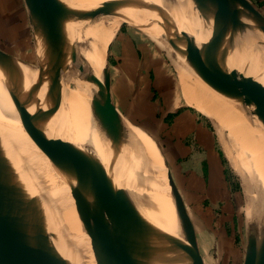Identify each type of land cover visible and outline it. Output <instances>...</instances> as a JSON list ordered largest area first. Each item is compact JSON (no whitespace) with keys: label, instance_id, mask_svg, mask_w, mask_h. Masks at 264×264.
Segmentation results:
<instances>
[{"label":"bare ground","instance_id":"bare-ground-1","mask_svg":"<svg viewBox=\"0 0 264 264\" xmlns=\"http://www.w3.org/2000/svg\"><path fill=\"white\" fill-rule=\"evenodd\" d=\"M49 1L55 4L52 11H50L51 15L55 16L53 11L56 7L62 9L65 13H78L79 15L80 13L83 14L91 11L90 6L95 8L96 3L99 4L108 0H88L89 2L85 0ZM139 9L144 12H162L178 22H186L203 29L210 37H215L216 32L219 30L233 34L254 33L264 36V31L260 29L263 23L256 18V13L245 0H143L139 5ZM42 14H44L43 11ZM111 16L114 21L121 23L119 19L115 18L114 13H111ZM48 17L46 18L47 20L49 19ZM80 26L78 28H81ZM109 33H106V36L109 35L107 36V38L109 37L108 41L105 40L103 46L97 49L98 53L102 56L107 51L108 43L112 41V36L114 35ZM38 40L44 44L46 39L39 37ZM165 52L173 68L177 71V77L184 93L197 107L223 123L227 120V116L231 117L232 112L235 113L237 110V116L240 115L238 114L240 110L243 117L245 113L250 115L249 119L253 120L251 125L245 122V118H243L245 121H241L240 115L241 119L239 118V121L242 122H240L242 125L236 126V129L233 130L247 135L250 150L256 147L263 149L261 150L262 153L257 155V160H260L264 165V134L261 135V131L258 132L260 121L262 120V116H264L262 103L260 104L262 100L264 103V96L260 94L258 89L255 87L262 98L260 101V98L256 94H249V89L247 92L244 91L242 93L237 88V83H234L232 77L222 70L205 72V75L200 77V82L195 79H199L197 76L200 73L196 74L193 71L194 68L198 69L199 67L190 65L187 61H184L170 51L166 50ZM105 63L106 61L104 60L97 75L101 74L103 67L105 69ZM43 70V68L18 61L14 69L11 71L3 70V73L5 72L26 86H41L42 89L49 87L46 79L59 82L52 75L44 73ZM246 79L248 78L246 77ZM220 81L221 83L219 84ZM248 81L250 80L248 79ZM250 83L252 84L251 81ZM62 86L65 89L63 96L53 93L52 99L30 105L18 99L0 81V179L9 187L10 192L16 198L18 207L24 211L23 226L31 231L40 233L46 231L57 232L58 225L61 223L66 222L70 224L71 216L77 213L72 210L69 211L68 215L65 214L62 217L58 201L61 200L70 206H76L70 202L69 197L78 195L80 190L86 185L85 182H81L72 190V184H64L62 178L58 177L57 172H60L58 169L54 172L57 178L52 176L51 173L47 174L43 179H46L49 183L46 186H41L42 171L62 161L50 159L48 163L43 165V169H41L39 158L34 148L50 142L44 133L57 137L73 145L76 149L79 143L86 146L104 169L99 182L103 189H111L115 186L117 188L128 189L139 195H150L151 187L154 183L142 184L140 180H143L147 175L155 178H159L161 175L157 170L155 161L157 160L158 164L162 166V159L154 139L146 131L128 120L105 101V105H108L107 107L112 112L123 134V140L120 139L106 121L105 112L99 104L97 96L93 95L94 90L90 95L78 90H71L63 82ZM250 95H252L251 101L248 100L251 97ZM248 101L252 105L247 104L250 109L246 111L244 109L246 104L245 106L243 104L244 102L248 103ZM253 103H255L254 108H252ZM256 104L258 109L255 108ZM225 115L226 119L224 118ZM237 116L235 117L236 122H238ZM233 118H229L228 122L233 121L231 124L236 123ZM253 126L255 132L252 130ZM231 132L234 134L232 130ZM256 142L257 145L260 144L255 147ZM56 147L58 146L56 145ZM58 148L67 154L55 156L62 159H70L73 167L72 174L76 175L80 171L86 177L88 186L86 192L89 198L87 204L91 203L94 199L89 193L90 177L88 171L90 166L88 161L78 155H74L70 151ZM251 152L253 151L251 150ZM57 183H62V185L52 186L53 184L57 185ZM44 196L47 199V203L40 205V199ZM155 200L157 203L156 215L159 217L165 216L159 199L156 198ZM250 200L252 201V199ZM50 205H54L58 209V221L56 227L45 230L42 218L46 217L53 210L50 208ZM113 211L114 209L111 208L108 210V213H112ZM259 211L255 210V217L250 212L249 217L251 216L255 223L258 258H261L264 254V206L260 215ZM99 219H102V217ZM78 223L75 221V225L73 226L76 229L75 232L81 243L84 244V248L91 255L93 251L91 239L84 231L81 221V224ZM116 225V234L128 240L142 254L148 264H160V262L167 261V248L161 243L160 237L148 225L133 219L128 213L116 217ZM161 225L167 230H176L175 217L171 207ZM111 228L115 232V219L111 223ZM95 248L102 252L107 250V247L102 243L96 244Z\"/></svg>","mask_w":264,"mask_h":264},{"label":"water","instance_id":"water-1","mask_svg":"<svg viewBox=\"0 0 264 264\" xmlns=\"http://www.w3.org/2000/svg\"><path fill=\"white\" fill-rule=\"evenodd\" d=\"M245 1L256 13V18L263 23L260 29L264 31V15L249 0ZM142 2L143 0H108L99 5L114 13L122 25L140 30L160 48L172 52L190 65L205 72L222 70L229 76L240 73V76L247 77L264 96V36L219 30L215 37H210L203 29L186 22H178L162 12L140 10L139 5ZM109 50L110 46L108 52ZM61 59L55 71L59 82L46 79L49 87L42 89L41 86H26L3 73V70L14 69L18 60L0 49V81L18 99L30 105L52 99L53 93L63 96L65 89L58 72ZM103 77L104 67L101 74L95 76L93 95L97 96L106 121L123 140L119 124L105 105L106 101L112 106L104 95ZM44 135L51 143L86 159L89 163V193L94 200L82 206H70L61 200L58 203L62 217L72 210L79 216L84 231L91 239L92 254L84 248L75 227L66 222L58 225L57 232L40 233L25 228L22 224L24 211L18 207L9 187L0 179V264H90L91 261L94 264H148L128 240L118 236L111 228L112 221L126 213L148 225L160 237L161 243L167 248V261L160 264H200L194 223L174 181L169 163L155 140L162 166L157 160L155 163L161 175L159 178L147 175L140 180L142 184L154 185L150 195H139L115 186L103 189L99 182L104 169L86 146L79 143L76 149L48 133ZM51 175L57 178L54 172ZM156 198L159 199L165 216L171 207L175 217V231L162 227L165 216L156 215ZM111 208L114 211L108 213ZM98 243L104 244L107 250L98 251L95 248ZM243 264H264V254L258 258L257 233L251 216L248 217V244Z\"/></svg>","mask_w":264,"mask_h":264},{"label":"rangeland","instance_id":"rangeland-1","mask_svg":"<svg viewBox=\"0 0 264 264\" xmlns=\"http://www.w3.org/2000/svg\"><path fill=\"white\" fill-rule=\"evenodd\" d=\"M85 1L89 2L88 0ZM249 1L256 5L253 0ZM54 6L55 4L49 0H23L22 9L27 17L31 33L29 47L26 50L14 51L10 44H1L0 46L18 61L43 68L44 73L52 75L56 80H58L55 75L57 63L60 58H66L71 67V80L62 81L63 84L71 90H78L91 95L95 76L102 62L107 58L108 48L112 41H109L104 56L99 54L97 49L103 46L105 40L108 41L109 37L107 38V36L109 35L106 36V33L110 31L113 35L117 30L116 37L118 32L123 31L128 26L114 21L111 13L103 9L98 3H96L95 8L89 7L91 11L83 14L80 13L81 15H78V13H65L62 9L56 7L55 12L53 11L55 16H53L50 11H52ZM41 10L44 14H42ZM47 16H49L48 20L46 19ZM76 24L82 25L80 26L81 28H78L79 26ZM39 37L46 39L44 44L38 40ZM113 37L114 35L112 39ZM159 49L162 51L161 53L165 59L167 74L172 75L174 79V82L169 81L168 89H172L173 84L174 90L179 91L182 86L177 77V71L173 68L167 53L161 48ZM193 71L196 74L200 73L199 76L196 75L199 79L195 78L198 81H200L201 76L205 75V71L200 68H194ZM230 77H232L234 83H237L236 86L242 93L244 91L247 92L249 89V94H256L260 98H258L259 101L262 100L256 88L245 76H240V73H238ZM173 92L171 91L170 93L172 97L174 96ZM184 95L187 98L185 99L184 97V99L190 105H187L188 103L183 104L182 113L188 111L189 115L184 118L182 124L179 123L183 128L179 134L181 137L178 138L172 133V124H174L172 116H168L167 118L166 130L160 132L159 129L155 128L151 133H147L158 143L163 151L169 163L174 181L184 198L188 213L196 229L200 264H243L248 244V217L250 212L255 217V210H260V213L258 212L260 215L264 206V165L260 160H257V155H260L263 149L256 147L260 144L257 145L256 142L254 146L257 149L255 147V149L251 148L253 151L251 152L249 142H247V135H243V133H239L233 129H236L238 125L240 126L241 121H245L243 118L250 125L253 120H250V115L246 113L245 115L248 116H242L240 112L241 107L238 114L241 115L242 120L239 121L241 119L240 115H236L237 108L235 113L232 112L231 114L230 112L231 117L227 116L224 124L197 107L189 100L186 94ZM252 95H250L249 101H251ZM249 101L243 104L244 106L246 104L244 108L246 111L250 109L248 105H252ZM261 103L264 110L263 100L260 101ZM254 105L255 103H253L252 108H254ZM106 106L108 105L106 104ZM255 108L258 109L257 104ZM234 115L237 116L239 124H237L238 122H236V116ZM229 118H233L236 123L231 124L233 121L229 123ZM263 118L264 116H262V120L264 121ZM262 120L258 128V132L261 131V135L264 134V130H262L264 129V123ZM200 123L203 126V131L208 133L207 137L198 128ZM151 126V124L146 125L149 130H151ZM260 128L262 129L260 130ZM252 130H255L254 126ZM199 131H201L200 136ZM204 137H206L208 142L201 143ZM34 151L38 155L41 169H43V165L48 163L50 159L62 160L42 171L41 186H46L49 183L46 179H43L45 175L59 169L60 172L56 171L57 175H59L58 177L62 178L64 184H72V190L81 182H85L86 184L78 195L69 197L70 202L74 205H85L89 202L86 192L88 187L86 177L80 171L76 175L72 174L73 167L70 159H62L55 156L67 154L65 151L59 149L51 142H46L35 147ZM199 157L201 158L199 159ZM212 158L216 161L217 174L221 178V188H218L219 190L217 191L215 190L218 194L217 196L215 193L214 195L210 194L212 190L210 175L213 171V165L209 162V159ZM255 160L257 161L255 162ZM185 177H187V182ZM58 185H62V183L53 184L52 186ZM45 203H47L46 197H41L40 205ZM50 206L53 210L46 217L42 218L45 230L56 227L58 221V209L54 205ZM75 221L76 223H80L77 214H73L70 218V225L72 227L75 225ZM116 230L115 218V233ZM90 263H93V261Z\"/></svg>","mask_w":264,"mask_h":264},{"label":"crops","instance_id":"crops-1","mask_svg":"<svg viewBox=\"0 0 264 264\" xmlns=\"http://www.w3.org/2000/svg\"><path fill=\"white\" fill-rule=\"evenodd\" d=\"M253 1L264 15V0ZM22 6L23 0H0V45L10 44L14 51L26 50L30 43V27ZM116 32L105 59L103 91L106 99L124 117L148 133L155 128L160 132L166 130L167 118L172 116V133L178 138L181 137L179 134L183 128L179 123L182 124L189 115L188 111L182 113L183 104L188 102L182 88L179 91L174 90L170 83L172 89H168L169 81L174 82V79L167 74L160 47L133 27H126L115 37ZM0 49L4 51L2 46ZM171 91H174L173 97ZM147 124L152 125L151 130L146 127ZM202 127L200 123L198 128L207 137L208 133ZM198 133L200 136L201 131ZM206 137L202 138L201 143L208 142ZM209 162L213 165L212 174L210 171V194L215 193L217 196L216 191L221 188V178L217 174L214 158L209 159ZM185 178L187 182V177Z\"/></svg>","mask_w":264,"mask_h":264},{"label":"trees","instance_id":"trees-1","mask_svg":"<svg viewBox=\"0 0 264 264\" xmlns=\"http://www.w3.org/2000/svg\"><path fill=\"white\" fill-rule=\"evenodd\" d=\"M58 72L62 81L66 82L67 80H71V67L66 58L60 60L58 64Z\"/></svg>","mask_w":264,"mask_h":264}]
</instances>
